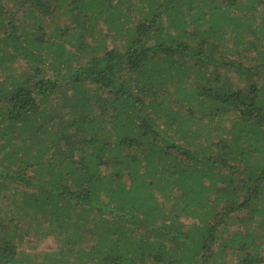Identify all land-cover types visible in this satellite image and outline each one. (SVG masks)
I'll use <instances>...</instances> for the list:
<instances>
[{"label": "trees", "instance_id": "obj_1", "mask_svg": "<svg viewBox=\"0 0 264 264\" xmlns=\"http://www.w3.org/2000/svg\"><path fill=\"white\" fill-rule=\"evenodd\" d=\"M0 72V264L264 263V0H0Z\"/></svg>", "mask_w": 264, "mask_h": 264}, {"label": "rangeland", "instance_id": "obj_2", "mask_svg": "<svg viewBox=\"0 0 264 264\" xmlns=\"http://www.w3.org/2000/svg\"><path fill=\"white\" fill-rule=\"evenodd\" d=\"M13 1L14 0H2V2L4 3L5 6H11ZM97 32L102 33V34L103 33H107L108 34V32L110 33V31H108L107 27L103 23H101L99 25ZM251 38H252V35H249L246 38L248 40V42H247L248 46L245 47V49H244V45H242L243 47H240L239 52L236 50V48L233 45V43L230 42L231 46H230V49H229V51L227 53V56H228L227 58H230V59L234 58V59H239V60L241 59L244 62L250 61L252 59V57H249L248 55L253 52L252 46H254V44L256 43V41L253 40V39L251 40ZM122 41H124V39H123V37L121 35H120V37H117L115 40L113 39V37L111 39V36L108 37V39H107V43L109 45H111L112 42H113L114 46L115 45H121ZM249 42H252V43L249 44ZM258 45L259 46L262 45V39H260L258 41ZM70 47L71 46L69 44H67V48H69L70 50L73 51L74 49H71ZM248 51H250V52L248 53ZM252 54H254V52ZM246 57H247V60H246ZM258 61H259V59L256 60V62H258ZM252 63H254L253 60H252ZM14 67L17 70L24 69L23 62L20 61V62L14 64ZM6 74L7 73L4 74V72H0V78H2V80H3L6 77ZM228 76L231 79L237 80L236 75H234L233 73L228 74ZM263 80H264V78H263ZM244 83H245V80L242 77L238 78V85H243ZM228 123L229 122H227V124ZM13 189H14V187L11 189V192L13 191ZM0 202H2V203H0V205H1L0 207L1 208H5L7 206L6 205V203H7L6 200L4 202L3 201H0ZM2 204H3V206H2ZM245 214L246 213H239V216H244ZM181 219L186 223V225H190L191 223H193L194 221L197 220L196 218H194L192 216H186V215H183ZM256 222L257 221L253 222L252 227L256 226ZM63 246H67V244L63 245ZM59 248H61V246H60L59 243H57L56 236H54V235L44 236L43 234H41V235H34V234L28 235V237L26 238L24 243L20 246V249H22V250H24V251H26L28 253H31L33 255L35 253H37V252H41L42 253V252H45V251H56ZM62 248H64V247H62ZM228 250L229 251L227 252V259H228L229 262L234 263L235 262V258H234V256H230L231 250L230 249H228ZM74 258H75V256L73 254V256L70 258V260L73 261L72 262L73 264H78L79 260H75ZM36 259L40 260L41 258L37 257Z\"/></svg>", "mask_w": 264, "mask_h": 264}]
</instances>
